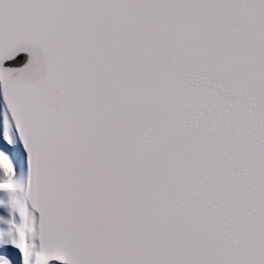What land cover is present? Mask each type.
Instances as JSON below:
<instances>
[{
    "label": "snow or ice",
    "instance_id": "obj_1",
    "mask_svg": "<svg viewBox=\"0 0 264 264\" xmlns=\"http://www.w3.org/2000/svg\"><path fill=\"white\" fill-rule=\"evenodd\" d=\"M0 264H264V0H0Z\"/></svg>",
    "mask_w": 264,
    "mask_h": 264
}]
</instances>
